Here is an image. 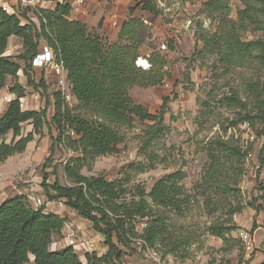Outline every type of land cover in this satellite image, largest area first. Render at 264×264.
Listing matches in <instances>:
<instances>
[{"label":"rangeland","instance_id":"374dc122","mask_svg":"<svg viewBox=\"0 0 264 264\" xmlns=\"http://www.w3.org/2000/svg\"><path fill=\"white\" fill-rule=\"evenodd\" d=\"M155 7L144 9V2ZM209 0H85L84 13L71 14L85 24L88 33L99 37L105 46L118 41V32L122 22L130 17L143 20L147 36L139 47L140 56L136 65L149 68V55L158 61L163 60L162 71L167 77L157 86L146 88L131 87L128 91L132 99L143 105L151 113L160 109L165 97L169 99L164 114L166 129L162 136L153 143L150 150L159 158L152 168L143 172L134 166L149 165L140 152L142 130L146 122L135 121L131 128H120L122 140L115 152L101 155L82 167L80 173L85 176L103 177L108 181L120 180L119 187L124 189L123 197L129 201L136 194L138 187L149 192L153 184L165 175L182 170L186 176L177 182L174 195L182 199V213L159 207L153 209L164 214L172 238L187 237L188 244L180 246L174 253H168L161 242L150 243L146 239V219H135V235L145 238L155 248L166 264H262L264 263V143L258 135L257 121H238L239 109L222 106L219 100L229 95L231 89L238 92L247 103L248 112L255 113L256 98L247 89V83L264 78V64L258 60L228 65L212 52L199 54L202 38L209 37L215 31L217 19L210 15L203 4ZM229 19L238 20V11L243 8L241 0H228ZM259 7V4H256ZM21 23L28 19L38 23L29 7L19 4L14 6ZM9 13V12H8ZM117 24L113 25L112 21ZM242 40L262 39L264 41V16L258 22L237 31ZM22 39L14 36L8 40L4 55L24 65ZM138 59L146 64L139 65ZM17 81L23 87L21 110L40 111L47 105L46 123L34 129L30 120L21 124V134L16 137L31 135L21 153H16L0 163V190L13 196L21 187L29 188V196L40 198L45 212H53L65 218L60 232L52 236L51 250L72 246L85 264L84 254L79 248L82 241L93 243L92 251L103 255L107 251L104 236L95 232L88 220L79 216L65 204V199L48 200L40 186L43 175L46 183L57 181L61 186L71 187L74 182L66 176L64 166L78 156L70 146L68 129L57 140L58 130L51 121L53 115L52 93L58 90L55 77L44 70L33 71L31 79L37 83L42 77L46 90L27 84L22 70L17 73ZM7 77L6 86L0 90V115L8 106V93L13 83ZM16 95L12 96L15 99ZM12 99V100H13ZM65 106L76 113L83 112L77 106L75 97L63 99ZM19 102V100H18ZM19 105V104H18ZM2 107V108H1ZM244 113V112H243ZM253 134V139H250ZM11 133L3 140L10 142ZM52 140L54 143H52ZM223 141H231L238 148L240 156H231L224 160L218 153ZM219 155V165L213 159ZM216 166V167H215ZM214 168L217 171H214ZM53 192L50 191V194ZM33 207H37L31 201ZM239 212L231 213L232 209ZM141 223L143 226H141ZM230 226L226 234L227 242L213 236L208 228L211 225ZM242 229L249 230L254 246L246 252L239 238ZM123 254L121 264H148L140 255L136 244L128 247L119 246ZM32 259V257H31ZM27 264H33L30 260ZM106 264H111L108 262Z\"/></svg>","mask_w":264,"mask_h":264},{"label":"trees","instance_id":"16d2710c","mask_svg":"<svg viewBox=\"0 0 264 264\" xmlns=\"http://www.w3.org/2000/svg\"><path fill=\"white\" fill-rule=\"evenodd\" d=\"M241 2L243 8L238 11L237 22L228 17V0H209L203 4L210 15L214 14L217 25L211 36L201 39L203 43L199 54L215 53L228 65L239 66L252 60L264 64V41H245L237 32L258 22L260 15L264 16V0ZM154 8L149 1L144 2V9ZM70 10V6L64 3L42 11L41 15L35 13L38 23L31 19L27 23H21V16L17 13L0 10V90L6 86L7 77L10 76L14 79L10 93L16 95L0 115V163L9 156L24 151L31 132L15 140L21 134L22 123L30 120L34 129L46 123L47 105L40 111L21 110L18 105L19 98L23 96V87L17 81L19 70L26 76L27 84L46 90L42 77L37 83L31 79L32 72L39 69L33 68L30 62L42 40L52 47L57 59L63 60L70 93L83 112L76 113L68 109L59 90L52 93L51 121L58 130L57 140H61V133L65 128L74 131V138L69 137V144L78 152V156L64 166L66 176L74 182L73 186L64 187L57 181L47 184L46 175H43L40 186L48 200L65 199L68 207L88 220L95 232L104 236L106 253L98 255L95 251L85 252V264H121L123 252L119 246L132 245L130 237L135 235V219L147 220L145 233L150 243L159 241L168 248V253H174L180 246L188 244L189 239L172 238L164 214L158 213L153 207H159L162 213L165 209L182 213V199L176 197L174 192L178 189L177 182L186 176L184 171L177 170L165 175L153 184L149 192L138 187L129 201L124 199L125 191L119 187L121 179L108 181L103 177L80 173L81 168L89 161L115 152L117 144L122 140L119 129L131 128L135 121L146 122L139 150L149 165L134 168L143 172L147 167L154 166L159 155L150 148L166 129L164 114L168 109L169 99L165 97L160 109L151 113L135 102L128 91L134 86L146 88L161 84L164 77H167L165 71H162L164 62L149 55V68L143 69L136 65L140 56L139 47L147 36L146 25L140 18L130 17L122 22L118 41L105 46L98 36L87 32L84 23L70 18ZM11 36L22 39L24 53L21 56L25 60L23 66L4 55ZM247 89L256 98L253 115L248 112L247 103L234 89L219 102L222 106L239 109L236 114L239 122L248 121L253 124L257 121L258 135L264 143V78L262 81L258 79L247 83ZM8 133L12 135L10 142L3 140ZM217 151L224 160L240 156L238 148L231 141L220 143ZM213 159L218 166L220 156L213 155ZM260 163L264 167V157ZM214 171L217 169L214 168ZM261 184V189L264 190V179ZM50 191L53 193L50 194ZM30 202L27 195L21 194L0 203V264H27L30 255L33 256V264H84L70 245L57 250L50 249L52 236L61 231L65 218L53 212H45L42 205L33 207ZM240 210L238 207L230 212ZM231 228L213 224L208 231L225 243L226 234Z\"/></svg>","mask_w":264,"mask_h":264},{"label":"built area","instance_id":"2783aa9c","mask_svg":"<svg viewBox=\"0 0 264 264\" xmlns=\"http://www.w3.org/2000/svg\"><path fill=\"white\" fill-rule=\"evenodd\" d=\"M67 3L71 10V14H82L84 13L85 0H0V10L3 12L16 13L14 6L17 4L29 7L36 14L41 15L42 11L50 9L58 4ZM113 25L117 24L116 20L112 21ZM31 66L35 69L44 70L46 74L55 77L58 90L61 92L63 99H69L74 97L70 93V84L67 81V70L64 66V62L61 59H57L51 46H49L44 41L39 42L38 50L31 59ZM19 106L23 107L22 101L19 98ZM67 134L74 136V131L68 130ZM250 139H253V134H251ZM30 200L35 206L42 204L40 198L30 197ZM141 226L143 224L141 223ZM239 238L241 240V245L246 252H251L254 246V240L251 232L246 229H242L239 232ZM131 243L138 246L137 250L140 255H142L148 264H166L165 260L162 259L159 252L149 245L145 238L138 236L137 238L130 237ZM93 243L84 240L80 243L79 248H81L83 254L85 252L92 251Z\"/></svg>","mask_w":264,"mask_h":264},{"label":"crops","instance_id":"0c3cea01","mask_svg":"<svg viewBox=\"0 0 264 264\" xmlns=\"http://www.w3.org/2000/svg\"><path fill=\"white\" fill-rule=\"evenodd\" d=\"M70 18H72V19H77V18H73V15H72ZM77 20H78V19H77ZM13 37H14V36H11L8 40H10V39L13 38ZM13 95H14L13 93H8V97H9V100H7L8 103L13 99V98H12ZM9 157H11V156H9ZM9 157H8V158H9ZM0 180H2V179H0ZM29 191H30L29 188H27V187H21V188L18 190L17 193H14V194H13V196L21 195V194H25V195L29 196V195H30V194H29ZM13 196L6 195L5 191L0 190V203L3 202L4 200L10 198V197H13ZM31 257H32V259H31ZM30 260L33 261V256H32V255H30Z\"/></svg>","mask_w":264,"mask_h":264},{"label":"bare ground","instance_id":"6f19581e","mask_svg":"<svg viewBox=\"0 0 264 264\" xmlns=\"http://www.w3.org/2000/svg\"><path fill=\"white\" fill-rule=\"evenodd\" d=\"M138 64L139 65H145L146 63L142 60V59H138ZM4 103H7V101L6 102H4ZM2 108V107H1Z\"/></svg>","mask_w":264,"mask_h":264}]
</instances>
